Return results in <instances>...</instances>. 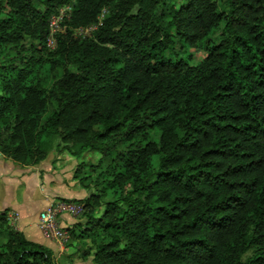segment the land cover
Instances as JSON below:
<instances>
[{
	"label": "trees",
	"instance_id": "16d2710c",
	"mask_svg": "<svg viewBox=\"0 0 264 264\" xmlns=\"http://www.w3.org/2000/svg\"><path fill=\"white\" fill-rule=\"evenodd\" d=\"M55 148L101 154L63 198L96 264H264V0H0V153ZM8 212L0 264H57Z\"/></svg>",
	"mask_w": 264,
	"mask_h": 264
},
{
	"label": "crops",
	"instance_id": "0c3cea01",
	"mask_svg": "<svg viewBox=\"0 0 264 264\" xmlns=\"http://www.w3.org/2000/svg\"><path fill=\"white\" fill-rule=\"evenodd\" d=\"M9 159L5 155L0 156V211L8 209L9 215L16 211L20 213L19 217H9V223L21 230L28 239L51 248L57 264L62 258L72 261L73 264H90L86 258L92 259L93 255L83 256L80 252L77 253V249L46 237L37 225L39 213L52 198H59L56 194L58 185L54 182L53 175L41 173L36 165L17 164L18 162ZM47 159L41 161V165H46ZM60 221L64 225L72 226L82 219L64 214Z\"/></svg>",
	"mask_w": 264,
	"mask_h": 264
},
{
	"label": "rangeland",
	"instance_id": "374dc122",
	"mask_svg": "<svg viewBox=\"0 0 264 264\" xmlns=\"http://www.w3.org/2000/svg\"><path fill=\"white\" fill-rule=\"evenodd\" d=\"M221 7L222 4H220V8ZM92 31L93 28L89 27L87 30L78 31L77 36H82V37L90 36L92 34ZM195 49L196 48L191 49V52H195ZM204 55L205 52L203 51L195 52V55H193L192 58V63L199 62L204 57ZM0 156L3 155L1 154ZM47 158H46L47 160L45 161L47 162L46 165H41L40 162L36 164V168L40 169L41 173L45 172L53 175V179L55 180L54 182L58 185V193L56 194L59 196V198L73 199L75 196L86 197L91 191H95V192L98 191L97 188L99 186L94 184L98 171H92L90 177H88L87 179L86 178L84 179L82 177L88 174L86 173V171H88L91 168L90 164L99 163L101 159V154L99 152L86 151L82 155L76 156L67 149L57 150L55 148L49 153ZM9 160L13 161L12 159ZM107 163L108 161L104 163L103 167H105ZM82 164L85 165L86 171L80 170ZM110 197L111 195H108L105 196L104 199H108V198L110 199ZM78 219H82V222H84L85 215L78 217ZM79 232L80 229L77 230L76 233ZM77 239L80 240L78 241ZM65 244L69 245V247H72V249L74 250L77 249L78 250L77 253L80 252L82 254L83 251L88 250L86 256L89 255L91 252L93 254L94 251L93 248L94 243L92 241V238H81L79 236H74V235L72 236L71 234V239ZM80 260L82 259L80 258ZM86 260L90 261V264H96L94 261H92L91 257L86 258ZM59 264H73V262L69 261L68 259L62 258Z\"/></svg>",
	"mask_w": 264,
	"mask_h": 264
},
{
	"label": "built area",
	"instance_id": "2783aa9c",
	"mask_svg": "<svg viewBox=\"0 0 264 264\" xmlns=\"http://www.w3.org/2000/svg\"><path fill=\"white\" fill-rule=\"evenodd\" d=\"M70 6H62L59 11L55 13L50 20V31L46 39V46L48 49H55L58 42V33L65 29L63 24L64 19L69 17ZM93 30L97 27V24L91 25ZM87 28H77L78 31L87 30ZM84 212V204L78 201L66 200L63 198H52L45 208L39 213L37 225L41 232L48 238H52L65 244L71 239V233L68 229V225L61 223L60 218L64 214L72 216L74 218L80 217ZM18 211L8 215L10 218L19 217Z\"/></svg>",
	"mask_w": 264,
	"mask_h": 264
}]
</instances>
